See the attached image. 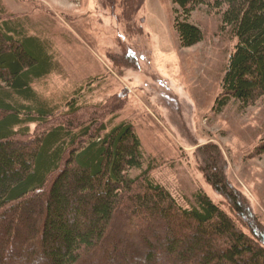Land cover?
I'll return each instance as SVG.
<instances>
[{"label": "trees", "instance_id": "1", "mask_svg": "<svg viewBox=\"0 0 264 264\" xmlns=\"http://www.w3.org/2000/svg\"><path fill=\"white\" fill-rule=\"evenodd\" d=\"M172 1L182 47L204 37L191 20L201 5L238 39L220 102L262 97L264 0ZM56 68L51 41L6 15L0 0V264H264V228L219 162L205 175L231 212L201 189L183 206L153 178L157 164L134 125L115 122V99L88 103L81 86L55 100L34 87Z\"/></svg>", "mask_w": 264, "mask_h": 264}, {"label": "rangeland", "instance_id": "2", "mask_svg": "<svg viewBox=\"0 0 264 264\" xmlns=\"http://www.w3.org/2000/svg\"><path fill=\"white\" fill-rule=\"evenodd\" d=\"M119 1L1 3L6 15L23 18L30 33L53 45L57 68L34 82L38 91L59 100L82 86L88 103L115 99V122L134 125L147 158L157 164L153 178L183 206L201 189L231 212L227 197L205 175L206 167L219 162L225 180L264 228V95L246 106L219 100L237 37L222 27L220 12L201 5L191 20L204 37L182 47L172 0H140L137 9L136 1L131 7ZM175 221L179 238L191 234L183 220Z\"/></svg>", "mask_w": 264, "mask_h": 264}]
</instances>
